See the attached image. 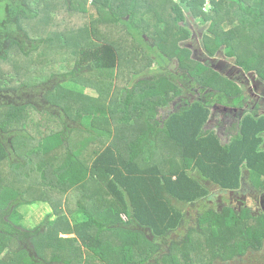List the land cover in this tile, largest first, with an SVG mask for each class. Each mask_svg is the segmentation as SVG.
<instances>
[{
	"label": "trees",
	"instance_id": "trees-1",
	"mask_svg": "<svg viewBox=\"0 0 264 264\" xmlns=\"http://www.w3.org/2000/svg\"><path fill=\"white\" fill-rule=\"evenodd\" d=\"M47 1L0 0V66L14 52L47 58V47L53 58L58 42L75 62L73 71L35 86L0 68V264H214L263 247L264 212L248 207L207 209L184 237L170 238L187 222L180 204L210 195L193 173L225 191L247 185L264 192V116H244L222 143L206 127L212 103H187L167 72L138 80L125 99L111 101V83L102 80L113 75L116 49L95 42L87 25L56 33L49 26V35L34 38L29 26L43 18ZM87 1L65 0L61 11L94 15L142 41L152 36L160 65L169 61L167 48L190 38L196 21L211 24L214 38L203 41L210 56L224 47L238 66L264 78V0H213L208 14L202 0H91L90 7ZM180 51L179 62L191 58L189 49ZM202 66L182 70L189 82L236 107L241 90ZM88 88L94 95L85 94ZM60 90L64 95L56 96ZM171 103L177 109L162 120L159 111ZM108 116L119 127L106 145ZM42 118L51 123L40 125ZM163 142L175 156L162 153ZM30 193L38 200H29ZM35 202L53 213L28 229L19 209Z\"/></svg>",
	"mask_w": 264,
	"mask_h": 264
},
{
	"label": "rangeland",
	"instance_id": "rangeland-1",
	"mask_svg": "<svg viewBox=\"0 0 264 264\" xmlns=\"http://www.w3.org/2000/svg\"><path fill=\"white\" fill-rule=\"evenodd\" d=\"M87 2L90 7L91 0ZM64 4L65 0L47 1L45 7L43 6V18L39 22H34V24L29 26L33 33L37 35L32 34V36L34 38H40L38 35H49L51 33L48 29L49 26H52L51 28L55 29L53 32L56 33V31L63 32V30L67 31L72 28L87 25L89 34L91 33L95 42L113 46L118 55L117 65L113 75L108 76L106 80H102L103 84L105 83L104 85L111 83V101L125 99V89L133 88L138 80H149L153 75L167 72L173 76V83L183 91L182 98L187 103H193L195 101H209L212 103L214 107L206 127L209 130L212 129L215 131L222 143H227L236 135L239 130V122L244 116H264V78L255 70L246 72L245 69L238 66L235 57L228 56L224 47L215 56L209 55L204 47L203 41L205 40V36L207 38H214L210 32V23L202 26L194 21L189 24V30L191 31L190 38L181 41L179 45L177 44V48L173 47V49L171 48L172 50H168L167 48L164 53L169 61L166 62V65H160L157 54L161 51L155 46V40L157 39L152 36H145L146 38L142 41L136 35L132 38V35L126 29L122 28V26L102 24L97 22L94 15L67 16L61 11L65 7ZM45 9L46 13L44 12ZM57 13L59 14L58 20ZM204 13L208 14L209 12ZM165 15L164 13L161 14L162 17ZM95 22L96 25L93 26ZM94 27L97 31L96 35L92 33ZM47 48L48 51L44 54L47 58H41L35 54L30 59L26 58L28 59L26 60L14 52L9 63L0 66L2 73L6 74V76L8 74L14 75V79L17 81H20V79L26 80V84L35 86L42 82L52 81L54 75L69 73L74 68L75 62L69 56L70 48L62 47L61 43L58 42L53 50L60 51L53 58L52 53L55 51H52V47ZM182 49H189L192 55L190 59L179 62V57L182 55L180 50ZM163 60L165 61L164 58ZM196 63H199V65ZM202 65L212 69L220 77L231 81L234 83L236 89L241 90V94L239 95L241 102L236 107L228 105V103H231V100L226 96L213 93L210 89H202L200 86H196L194 81L189 82L186 72L182 69L195 71V68L198 67L204 70L205 67ZM64 92L60 90L56 93V96L64 95ZM93 93L95 91L90 88L85 91L86 95H94ZM176 109L177 106L171 103L167 108L159 111V116L164 120ZM107 119H109L108 123L111 125V136L107 138L105 144L109 145L113 141L112 137L115 135L119 124L111 120L109 116ZM38 123L40 125L42 123L43 125H47L51 121L48 118H42L38 120ZM88 141L87 143L89 144ZM161 144L163 154L171 157L175 156V151H172L174 149H171L168 143L163 142ZM96 150H98L97 147L93 148L87 154L95 153ZM94 153L85 156V158L88 159L90 156L92 158ZM192 175L209 189L210 195L192 206L180 204L179 208L188 215L187 222L178 232L171 236L170 240L184 237L190 227H195L199 214L207 209L218 211L226 208H234L237 211H241L244 207H251L253 212H255L256 207L264 201V193L261 194L247 185H244L240 191H225L203 179L198 172ZM38 197V193H30L28 199L38 200ZM19 212L23 217V226L28 229H35L43 225L47 216L53 213L50 206L42 202L24 205L19 209ZM62 237L66 239L70 236L63 235ZM154 256L158 257L159 253L154 254ZM215 261L214 264H264V244L263 247L261 246L257 250H248L243 256H237L234 260H227L225 262V260L219 259Z\"/></svg>",
	"mask_w": 264,
	"mask_h": 264
},
{
	"label": "built area",
	"instance_id": "built-area-1",
	"mask_svg": "<svg viewBox=\"0 0 264 264\" xmlns=\"http://www.w3.org/2000/svg\"><path fill=\"white\" fill-rule=\"evenodd\" d=\"M202 1L204 2L203 12H209L208 10H210V8L212 7L213 0H202Z\"/></svg>",
	"mask_w": 264,
	"mask_h": 264
},
{
	"label": "flooded vegetation",
	"instance_id": "flooded-vegetation-1",
	"mask_svg": "<svg viewBox=\"0 0 264 264\" xmlns=\"http://www.w3.org/2000/svg\"><path fill=\"white\" fill-rule=\"evenodd\" d=\"M261 193V192H259ZM264 192H262L261 194H263ZM249 208V207H248ZM252 212H253V209L250 207L249 208ZM256 211H259V212H256ZM256 214H259L261 212H264V201L261 202V204L259 206L256 207V210H255ZM255 212H253V214H255Z\"/></svg>",
	"mask_w": 264,
	"mask_h": 264
}]
</instances>
